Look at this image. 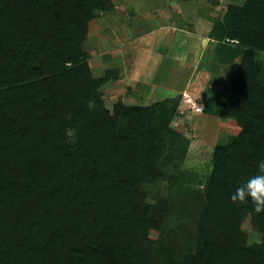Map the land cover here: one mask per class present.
I'll return each instance as SVG.
<instances>
[{"label":"trees","instance_id":"16d2710c","mask_svg":"<svg viewBox=\"0 0 264 264\" xmlns=\"http://www.w3.org/2000/svg\"><path fill=\"white\" fill-rule=\"evenodd\" d=\"M113 7L0 0V264H264V212L231 199L264 159V0L229 4L212 26L207 56L239 60L203 112L240 132L205 174L181 165L178 99L107 106L101 88L119 70L96 76L86 41ZM161 181L171 197L149 202L143 186ZM175 197L180 225L165 228Z\"/></svg>","mask_w":264,"mask_h":264},{"label":"rangeland","instance_id":"374dc122","mask_svg":"<svg viewBox=\"0 0 264 264\" xmlns=\"http://www.w3.org/2000/svg\"><path fill=\"white\" fill-rule=\"evenodd\" d=\"M244 1L245 0H113L114 7L110 11H106L90 22V31L86 41V49L90 54V66L92 69L94 68L93 71H95L94 73L96 76L104 75L106 67H108L107 69H111V66L109 67L107 64L113 65L118 60H113V58L108 57L118 46H120V50L118 49L117 57L122 56L125 58V56L130 54V56H133V53L135 56L137 52V50H134L135 46L132 45V51L128 52L124 44H127V42L130 43L131 41L141 43L146 28L148 26H157L158 23L161 22L163 18H167V16L169 20L172 19V17L177 19L180 25H184L187 28H205V32H207V25L210 26L218 19H221L229 4H242ZM209 21L211 23L210 25L208 24ZM136 30L138 31L136 32ZM165 48L166 47H164V49ZM173 48L174 46L171 50H173ZM98 66H100L102 70H97L96 67ZM101 89L104 100L109 108H113V105L120 100L124 94L122 90L124 87L121 82L118 81L113 84L109 81ZM112 92L114 94H112ZM171 96L172 94L170 91L160 89L154 101L159 102V100L162 101L164 99L174 98V100L178 99L180 105H184L183 107L179 105L180 109H177L171 123L172 127L190 140L189 147L185 154V160L181 165L199 174H205L210 170V160L213 153L211 151L214 149L217 142L226 143L230 136H226L224 139L218 138L217 133L219 127L217 117L211 119L209 116L205 117L198 115L193 119L187 116V114H191V112L183 110L191 111L190 108L193 109V107L189 100L192 99L197 101V98H195L197 96L194 97L191 94H176L175 96ZM141 99L143 100H138V104L150 105L146 103L147 101L144 100V98ZM171 101L173 102V100ZM127 103L129 104L130 102L127 101ZM224 131L230 134V131ZM199 136L203 138L205 143L199 139ZM179 145H181L180 142ZM182 147L181 145L180 148L182 149ZM168 166L173 167L174 164ZM170 188L171 186L167 181L145 184L143 186V190L148 196L147 199L151 203H156L160 197H171L170 195L172 192ZM170 201L172 203L171 209H174V211L175 208H178L176 206H186L187 203V200L185 201L186 203H183V199L180 197L171 198ZM175 213H177L175 215L177 220L172 217V220L167 222L164 226L165 228H176L180 225L181 220L179 219L178 221L180 217L177 216L179 213L177 210ZM242 227L248 234L251 242L261 239V235L252 227L250 218L246 219ZM159 234L160 231L152 230L149 237L151 240H156Z\"/></svg>","mask_w":264,"mask_h":264},{"label":"crops","instance_id":"0c3cea01","mask_svg":"<svg viewBox=\"0 0 264 264\" xmlns=\"http://www.w3.org/2000/svg\"><path fill=\"white\" fill-rule=\"evenodd\" d=\"M208 24H211L210 21ZM210 26L207 25V32H205V28H187L180 25L177 19L172 17L169 20L167 16L157 26L146 28L144 37L140 38L141 43L131 41L124 44L128 52L132 51V47L135 46L134 50H137L135 56L134 53L133 56L127 53L130 55L125 58L117 57L120 46L115 48L108 57L118 60L113 65H107L111 66V69L119 70V78L115 81L111 80V84L118 81L123 85L124 94L122 97L120 96V100L135 105L138 104V100L144 98L147 104H153L158 102L154 100L160 89L170 91L172 96L176 94L197 96L196 100H199L198 102L203 105L210 98L216 96L223 87L227 74L236 68L239 59L221 66L217 61L207 56L206 51L211 43L210 31L213 24ZM173 46L174 48L171 50ZM164 47L166 48L164 49ZM100 66L96 67L97 70H102ZM112 94L114 93L112 92ZM190 110L184 109L183 111L191 112L187 116L193 119L198 115L209 116L211 119L217 117L219 139L235 136L240 132V127L234 119L196 112L191 108ZM224 130L230 131V134ZM199 139L204 142L202 137L199 136ZM223 144L225 143L217 142L216 145ZM213 150L210 151L213 152Z\"/></svg>","mask_w":264,"mask_h":264},{"label":"clouds","instance_id":"9594fccd","mask_svg":"<svg viewBox=\"0 0 264 264\" xmlns=\"http://www.w3.org/2000/svg\"><path fill=\"white\" fill-rule=\"evenodd\" d=\"M89 108L94 107V101H89ZM257 173L246 178L232 193L231 199L235 203L253 204L255 212H264V159L257 162Z\"/></svg>","mask_w":264,"mask_h":264},{"label":"built area","instance_id":"2783aa9c","mask_svg":"<svg viewBox=\"0 0 264 264\" xmlns=\"http://www.w3.org/2000/svg\"><path fill=\"white\" fill-rule=\"evenodd\" d=\"M189 101H190V103H192V107H193L194 111L203 112V110H204V105L203 104H201L198 101H194L192 99H190Z\"/></svg>","mask_w":264,"mask_h":264}]
</instances>
